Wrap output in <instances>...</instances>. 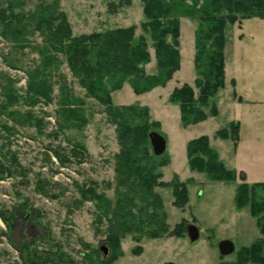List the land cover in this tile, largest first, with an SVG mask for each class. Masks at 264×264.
Returning a JSON list of instances; mask_svg holds the SVG:
<instances>
[{
    "label": "rangeland",
    "instance_id": "obj_1",
    "mask_svg": "<svg viewBox=\"0 0 264 264\" xmlns=\"http://www.w3.org/2000/svg\"><path fill=\"white\" fill-rule=\"evenodd\" d=\"M6 1L0 0V3ZM23 1L26 9L38 2ZM114 1L118 0H59L74 35L134 25L135 37H144L151 52L146 72L156 74L154 45L150 31L144 27L142 0H131L130 5L112 13L108 4ZM175 15L180 24V69L164 86L158 85L141 94L134 92L131 82L126 81L112 99L115 105L134 104L148 108L149 130H157L167 140V151L155 157L149 140V157L155 162L153 171L161 173L159 180L164 183L174 181L177 174L187 185V204H175L172 187L155 185L152 191L162 203L161 208L155 209L156 220L137 224L114 242L112 215L106 214L100 202L91 199L90 194L83 197L82 193L94 183L92 186L102 196L113 203L116 201V161L121 149L116 125L108 121L105 106L88 98L67 65L62 63L52 80V103L43 101L31 108L21 102L16 106L22 111L32 109L43 118L42 129L16 125V131L9 134L0 126V144H6L4 160L11 171L0 179V264H26L34 250L39 254L37 259H45L44 264H70L71 261L75 264H225L235 262L242 247L263 237L249 207L237 208L236 190L243 182L239 175L234 180L221 181L210 178L205 172L192 170L187 160L186 140L206 135L226 167L245 168L250 179L264 176V19L254 17L226 25L225 87L210 100V104L216 103L218 113L185 126L180 106L170 100V95L176 86L188 83L193 85L195 96H198L199 89L194 83L197 78L195 41L198 30L206 25L198 17L182 12ZM36 42L44 45L37 34ZM209 46L210 43L206 53L211 51ZM40 60L41 56L30 49L22 54L15 53L12 43L0 36V78L7 74L16 80L15 86L21 94L25 95L27 85L25 70L39 64ZM13 62L18 68L10 65ZM63 84L83 101L81 112L87 120L84 126L60 127L58 109ZM234 91L245 101L234 96ZM2 99L0 90V101ZM205 109L209 113V107ZM5 121L7 116L0 112V123ZM75 121L73 119L72 124H76ZM232 121L243 124V143L238 151L231 137L216 135L218 130L229 128ZM8 122L15 126L14 122ZM256 136L257 143L254 142ZM250 156L252 160L258 158L259 168H255ZM165 159L169 162L160 166ZM257 194L264 198L261 188ZM134 204L133 212L138 216L153 213V207L137 196ZM20 215L31 218L27 237L30 241L34 238L24 251L18 248L16 232ZM189 224L197 225L200 230L195 243L187 234ZM181 228L184 229L182 237L176 236L173 230ZM224 239L235 244V251L227 256L219 253V243ZM103 245L108 248L107 254L101 250ZM25 251L30 252L29 258H24Z\"/></svg>",
    "mask_w": 264,
    "mask_h": 264
},
{
    "label": "trees",
    "instance_id": "obj_2",
    "mask_svg": "<svg viewBox=\"0 0 264 264\" xmlns=\"http://www.w3.org/2000/svg\"><path fill=\"white\" fill-rule=\"evenodd\" d=\"M142 2L146 18L144 27L150 31L154 45L158 70L156 74L146 72L145 65L151 59V52L144 37H135L134 25L74 35L59 0H38L31 9H26L23 0H7L0 3V36L12 43L15 53L22 54L26 49H30L41 56L39 64L25 70L27 77L25 95L16 88V80L7 74L1 75L0 90L3 99L0 101V112L7 116V121L1 122L0 126L9 134L16 131V125L36 126L42 129L43 118H39L32 109L22 111L16 106L21 102L31 108L43 101L52 103L53 77L59 73L62 63L67 65L85 90L86 96L105 106L108 121L116 125L118 132L121 149L116 161L118 184L116 201L113 203L102 196L97 188L92 186L94 183L82 193L83 197L90 194L91 199L100 202L99 205L104 208L106 214L112 215L111 235L114 242L122 234L132 231L137 224L144 221L153 223L156 220L155 209L161 208L162 203L160 197L152 191L155 185L172 187L176 198L175 204L179 206L187 204L189 192L186 183L179 180L177 174L173 178L174 181L164 183L159 180L161 173L153 171L155 162L152 158L156 155L153 153V157H149L151 155L148 108L134 104L115 105L112 92L122 88L126 81H130L134 92L141 94L158 85L164 86L172 79L181 65L180 24L175 13L182 12L188 16L198 17L201 23L206 25V28L198 30L195 41L197 50L194 61L197 78L194 83L199 89V94L196 97L193 85L183 83L173 89L170 100L179 104L181 119L185 126L201 122L209 115L215 116L218 107L215 102L210 104V100L225 87L226 25L241 23L254 17L264 19V0H142ZM130 4L131 0L110 2L108 10L116 13L118 8ZM36 34L41 36L43 46L36 42ZM208 43L211 51L206 53ZM10 65L18 68L14 62ZM232 85L234 87L236 85L234 79ZM61 92V106L58 109L62 123L60 127L84 126L87 120L81 112L83 101L70 92L67 84L62 85ZM233 93L242 100L236 91ZM208 107L209 113L205 109ZM73 119L76 120V124H72ZM8 121L14 122L15 126L9 125ZM216 135L221 138L231 137L237 145L240 140L239 123L232 122L229 128L218 130ZM5 145L0 144V179L4 174L11 172L10 166H7L4 160ZM56 155L59 157V154ZM187 158L192 170L205 172L214 180H234L238 175L242 179L243 182L236 190L237 208L250 207L251 214L257 217L263 237L250 246L242 247L235 262L264 263V198L257 194L258 188L264 190V182L250 185L243 171L237 172L227 168L206 135L188 142ZM168 162L169 160L165 159L159 165L165 166ZM136 196L151 205L153 213L147 214L145 218L136 215L133 212ZM149 198H153V201ZM181 229L173 230L174 234L182 237L184 229ZM70 264L75 263L71 261Z\"/></svg>",
    "mask_w": 264,
    "mask_h": 264
},
{
    "label": "water",
    "instance_id": "obj_3",
    "mask_svg": "<svg viewBox=\"0 0 264 264\" xmlns=\"http://www.w3.org/2000/svg\"><path fill=\"white\" fill-rule=\"evenodd\" d=\"M149 140L152 146L153 153L156 156H161L167 151V140L166 138L157 130H150L148 133ZM187 234L189 237V240L192 243H195L198 241L200 237V230L197 225L195 224H189L187 226ZM219 253L221 256H227L232 254L235 251V244L233 241L229 239L221 240L219 243ZM101 250L104 251L105 254H107L108 248L106 245H103L101 247ZM264 256V252H263ZM168 264H175L173 262H170Z\"/></svg>",
    "mask_w": 264,
    "mask_h": 264
},
{
    "label": "flooded vegetation",
    "instance_id": "obj_4",
    "mask_svg": "<svg viewBox=\"0 0 264 264\" xmlns=\"http://www.w3.org/2000/svg\"><path fill=\"white\" fill-rule=\"evenodd\" d=\"M30 217L20 215L19 221L16 224V232H17V236H18V242L20 243V245H18V248L20 251H24L26 245H32L33 240L30 241V238L27 237L28 235V227L30 226ZM25 230V231H24ZM27 253H25L24 258H29L30 256V252L25 251ZM39 254H37V252L34 250L32 253V258L30 259V261L26 262V264H44L45 259H37ZM45 256H43L44 258Z\"/></svg>",
    "mask_w": 264,
    "mask_h": 264
},
{
    "label": "crops",
    "instance_id": "obj_5",
    "mask_svg": "<svg viewBox=\"0 0 264 264\" xmlns=\"http://www.w3.org/2000/svg\"><path fill=\"white\" fill-rule=\"evenodd\" d=\"M179 85H181V84H179ZM115 92H117V90L116 91H114L113 93H112V97H113V99H114V93ZM242 97V96H241ZM245 101V99H244V97H242V102H244ZM120 104H124V103H120ZM180 108V107H179ZM232 122H234V121H232ZM231 122V123H232ZM230 123V124H231ZM238 123H239V136H240V140H239V142H238V146L237 147H235V150L236 151H238L239 149H240V147H241V145H242V143H243V124H242V122L241 121H238ZM230 126V125H229ZM191 139H188V141L186 140V142H187V144H188V142L190 141ZM257 141H258V137L256 136V138H255V141L254 142H256L257 143ZM186 144V143H185ZM254 147H257V145H254ZM186 152H187V145H186ZM218 154H219V158L222 160V157H221V155H220V153L218 152ZM252 154H254V153H252ZM253 157V156H252ZM187 160H188V158H187ZM249 160H251L252 162H254V166H255V168H259V166H258V164H259V160H258V158L257 157H253V160H252V158H251V156H250V159ZM225 164V163H224ZM228 168V167H227ZM229 169H231V168H229ZM232 170H236V169H232ZM237 172H240V171H243L245 174H246V181L250 184V185H253V184H255V183H263L264 182V176H260V177H256V179H250V175H249V171L247 170V169H245V168H240L239 170H236ZM264 191V190H263ZM249 207V206H248ZM249 211H250V207H249ZM250 214H251V211H250ZM252 215V214H251ZM253 216V215H252ZM255 219H256V225L258 226V228H259V225H258V222H257V217H255V216H253ZM261 232V231H260ZM262 234V233H261ZM225 264H264V263H256V262H247V263H237V262H233V261H231V262H228V263H225Z\"/></svg>",
    "mask_w": 264,
    "mask_h": 264
}]
</instances>
